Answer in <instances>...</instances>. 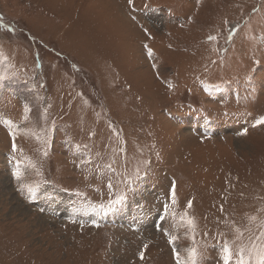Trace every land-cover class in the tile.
<instances>
[{"label":"rangeland","instance_id":"rangeland-1","mask_svg":"<svg viewBox=\"0 0 264 264\" xmlns=\"http://www.w3.org/2000/svg\"><path fill=\"white\" fill-rule=\"evenodd\" d=\"M0 75V264H264V0H0Z\"/></svg>","mask_w":264,"mask_h":264},{"label":"snow or ice","instance_id":"snow-or-ice-1","mask_svg":"<svg viewBox=\"0 0 264 264\" xmlns=\"http://www.w3.org/2000/svg\"><path fill=\"white\" fill-rule=\"evenodd\" d=\"M128 2H129V4H131L132 0H128ZM209 39L214 40L215 37H209ZM3 79H4L3 75H0V80H3ZM168 87H169V89L172 88V84L170 82L168 83ZM257 125H264V115L260 116L259 119H257L256 122L252 126L256 127ZM246 132H247V129H244V131L241 134H246ZM9 135L13 137V140L15 139V133L14 132L10 131ZM12 147H13V151H15L16 150L15 143H13ZM108 167H111V165H108ZM108 187L111 188L112 185L109 184ZM172 198H173V203H175V185H173V189H172ZM124 199H125V196L123 195V193L118 194L114 200L108 201V208H111V207L115 206L116 204H119ZM98 207L102 210H108V208H105V205H103V204L99 205ZM188 207H191V201H189ZM165 208L167 209V205H165ZM182 219H184V217H182ZM187 223L191 226L193 222L189 219V220H187ZM158 230H159V228H158ZM165 235H168V233L166 231H165ZM175 239H176V237L169 236V240H168L169 244H172L175 241ZM145 247H147V246L145 245ZM229 251H230L229 246L227 243H225L223 246L225 264H227V262L230 258L229 257ZM239 251L241 254L240 264H245V261L243 259L244 248L241 247L239 249ZM173 252H174V255L177 257V264H183V262L180 260L179 252H177L175 249L173 250ZM196 255H197L196 249L195 248L191 249L190 253H189V264H196ZM140 258L141 259L144 258L143 252L140 253ZM261 259H264V249H262V252H261Z\"/></svg>","mask_w":264,"mask_h":264},{"label":"bare ground","instance_id":"bare-ground-1","mask_svg":"<svg viewBox=\"0 0 264 264\" xmlns=\"http://www.w3.org/2000/svg\"><path fill=\"white\" fill-rule=\"evenodd\" d=\"M3 184H4V185H1V186H3L2 188H7V187H6V186H7V185H6V182L3 181ZM18 205H19V204H18ZM20 209H21V211H22L23 213L25 212L24 208H22L21 206H20ZM25 214H26V212H25Z\"/></svg>","mask_w":264,"mask_h":264}]
</instances>
